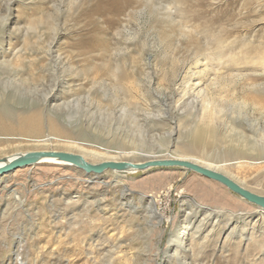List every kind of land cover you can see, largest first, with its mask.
<instances>
[{
    "label": "rangeland",
    "instance_id": "obj_1",
    "mask_svg": "<svg viewBox=\"0 0 264 264\" xmlns=\"http://www.w3.org/2000/svg\"><path fill=\"white\" fill-rule=\"evenodd\" d=\"M41 151L264 196V0H0V159ZM0 264H264V210L182 169L47 163L0 182Z\"/></svg>",
    "mask_w": 264,
    "mask_h": 264
},
{
    "label": "water",
    "instance_id": "obj_2",
    "mask_svg": "<svg viewBox=\"0 0 264 264\" xmlns=\"http://www.w3.org/2000/svg\"><path fill=\"white\" fill-rule=\"evenodd\" d=\"M44 159L59 160L81 170L85 175H92L95 178L109 171L127 174L126 172L131 170H136L138 173L151 169H182L217 182L247 203L256 206L258 209L264 210V196L257 195L241 187L221 172L171 156L168 158H153L144 163L106 161L100 164H91L78 154L56 151L29 152L16 157L13 161H8L7 158L0 159V163L5 164L0 167V176L14 173L19 169L34 167Z\"/></svg>",
    "mask_w": 264,
    "mask_h": 264
},
{
    "label": "bare ground",
    "instance_id": "obj_3",
    "mask_svg": "<svg viewBox=\"0 0 264 264\" xmlns=\"http://www.w3.org/2000/svg\"><path fill=\"white\" fill-rule=\"evenodd\" d=\"M241 70V69H240ZM238 75H241V72H238V74H236V76H238ZM50 98V97H49ZM49 98L47 99L48 101H49ZM50 102V101H49ZM58 103V102H57ZM208 103V102H207ZM206 103V104H207ZM51 104H52V106H54V107H59V105L57 104L56 105V101L54 102V101H51ZM210 109V106L209 105H207L206 107H205V109H204V114H203V120L202 121H204V122H209L210 120L212 121H214L215 120V114L213 113V112H211L209 109ZM27 119V118H26ZM29 121V120H28ZM29 123H31L32 125H30V126H34V128H35V125L33 124L34 122H33V120H30V122ZM28 125V124H27ZM31 132H33V131H31ZM24 140V139H23ZM29 153V152H28ZM87 153H90V154H94V155H97V157L98 156H102L103 154L101 153V152H94V151H87ZM24 154H26V153H24ZM20 155H23V154H18V155H14V156H10V157H7V160L8 161H13L16 157H18V156H20ZM85 160H87L88 161V159H87V157L85 156V155H81ZM105 156H107V155H105ZM4 159V158H3ZM180 160H186V161H191V162H193V163H196V164H199V165H201V166H203V167H205V168H208V169H211V170H215V171H217V172H221V173H223V174H225L227 177H229L231 180H233L235 183H237L238 185H240L241 187H243V188H245V189H247L240 181H238V180H236L235 178H233L232 176H230V175H228L225 171H223L224 170V168H225V165H222V166H215V165H212V164H209V163H206V164H202V163H199V162H197V161H194V160H190V159H184V158H179ZM108 161H117V159L116 158H111L110 156H108ZM47 163H51V164H61V165H63V164H67V163H64V162H61V161H59V160H56V159H44L43 161H41L39 164H37L36 166H35V168H37V166L39 167V165H43V164H47ZM5 164L4 163H0V167H2V166H4ZM67 165H69V164H67ZM28 168H31V167H28ZM135 172H137L136 170H131V171H128V172H126L127 174L128 173H135ZM116 173V172H115ZM118 173V172H117ZM120 173V172H119ZM12 173H9V174H5V175H2V176H0V182H2L4 179H7V176H9V175H11ZM122 175V174H121ZM2 177V178H1ZM248 190V189H247ZM152 198V197H151ZM155 198V197H154ZM152 200V199H151ZM152 204H155L154 203V201L152 202ZM157 204V203H156ZM155 204V205H156ZM150 213V212H149ZM155 214L160 218V219H162V215L160 214V212H158V210H156L155 211ZM201 223H202V221H201ZM200 223V226H202L203 224H201ZM183 224V223H182ZM201 228V227H200ZM215 228V227H214ZM203 229V228H202ZM214 230V229H213ZM176 237V236H175ZM177 240H179V238H176ZM180 241V240H179ZM182 241V240H181ZM180 241V242H181Z\"/></svg>",
    "mask_w": 264,
    "mask_h": 264
}]
</instances>
